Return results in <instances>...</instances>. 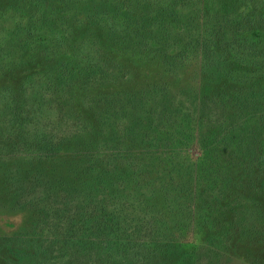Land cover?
I'll return each mask as SVG.
<instances>
[{
    "label": "trees",
    "instance_id": "16d2710c",
    "mask_svg": "<svg viewBox=\"0 0 264 264\" xmlns=\"http://www.w3.org/2000/svg\"><path fill=\"white\" fill-rule=\"evenodd\" d=\"M137 1L152 5L142 21L97 13L75 38L81 11L64 0L65 53L0 70V192L33 216L3 239L16 264H231L239 244L264 249V0H124ZM183 5L201 21L200 87L129 90L130 62L182 60L186 45L164 41Z\"/></svg>",
    "mask_w": 264,
    "mask_h": 264
},
{
    "label": "rangeland",
    "instance_id": "374dc122",
    "mask_svg": "<svg viewBox=\"0 0 264 264\" xmlns=\"http://www.w3.org/2000/svg\"><path fill=\"white\" fill-rule=\"evenodd\" d=\"M19 1L0 0V40L8 37L6 45L0 47V70L5 66L15 68L21 59L23 61L27 60V58L33 57L35 52V56L37 57L42 53L46 56V51L49 52L54 46H58V49L55 48L57 55L61 56L65 53L63 44H66L68 36V19L65 17L68 10L66 2L64 0H51V2L47 3L45 0H31V10L23 14L22 11L17 10H23L22 7L18 6ZM83 3L86 2L76 0L71 5L76 12L77 10L81 11V14H77V16L71 18L76 23H72L76 26L77 30V33L74 35L75 38L85 36L86 33L80 29L85 28V31L90 33L97 30L96 22L94 21L99 22L98 17H95L97 13L109 14L110 23L115 25L119 18H126L130 21H142L147 12L152 9L151 3L147 2V4L145 3L140 6L139 1L129 3L124 2V0H101L95 5L94 3H89L88 6ZM175 5L179 6L180 3L178 2ZM183 7L184 10L180 11L179 15L166 18L173 25L174 30L164 41L165 45H177V43H184L186 45L187 50L182 56V60L176 63V65H161L158 61H153L156 54L151 52L148 56V61L150 62L140 64L130 62L128 71L133 75V81L129 85V90L139 92L143 89L162 85L176 92L181 88L198 89L200 87L203 79L202 59L197 39L201 28V21L199 14L193 8L186 5H183ZM86 15H88L89 19L87 23L83 24L82 20L85 19L84 16ZM163 20L164 17H161L160 21L163 22ZM77 23H80V25ZM99 23L102 25V22ZM82 24L84 27H80ZM183 27L184 31L180 32ZM93 35L102 38L100 33L99 35ZM114 39L117 42L118 37L115 36ZM157 40L159 41V38ZM37 42L40 45H38L36 50L34 43ZM26 43L28 45L25 47ZM166 51L169 53V50L166 49ZM112 53L114 58L121 57L130 61H134L139 56L146 55L142 54L138 49L119 47L113 50ZM40 65H44V62ZM25 68H18V71L16 68L14 72L15 77L12 78L16 80L13 82L14 86L21 84L19 82L23 73L27 69L29 71L34 68V65L28 64L25 65ZM37 70L41 69L38 68ZM3 83H5V80L0 71V100L2 99L3 89L1 87H3ZM82 105L83 99H80L76 103V107H81ZM8 196L0 192V264H16L9 255V248L3 242V239L11 237L13 234L11 230L15 229L22 222L23 228L20 233H26L33 221V216L30 213L24 214V219L17 216L18 212L15 211L16 208L13 201ZM237 249L234 261L231 264H264V249H261L259 246L242 243L237 246ZM169 261H174V259H170Z\"/></svg>",
    "mask_w": 264,
    "mask_h": 264
}]
</instances>
